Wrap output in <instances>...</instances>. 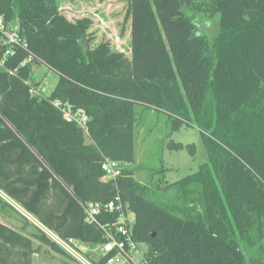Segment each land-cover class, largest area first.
<instances>
[{
	"label": "trees",
	"instance_id": "trees-1",
	"mask_svg": "<svg viewBox=\"0 0 264 264\" xmlns=\"http://www.w3.org/2000/svg\"><path fill=\"white\" fill-rule=\"evenodd\" d=\"M207 11L197 0H128L123 63L109 40L93 44L92 17L72 19L58 0H0V190L38 222L29 232L0 221V264H33L34 239L73 258L43 227L90 248L105 242L82 204L117 194L152 264H264V0H214ZM40 64L59 74L47 96L31 83ZM56 99L86 112V130ZM137 104L167 113L172 132L198 128L209 155L163 186L167 201L127 165ZM105 157L121 162L115 180L103 179ZM7 207L19 212L0 195Z\"/></svg>",
	"mask_w": 264,
	"mask_h": 264
},
{
	"label": "rangeland",
	"instance_id": "rangeland-1",
	"mask_svg": "<svg viewBox=\"0 0 264 264\" xmlns=\"http://www.w3.org/2000/svg\"><path fill=\"white\" fill-rule=\"evenodd\" d=\"M213 1L197 0V5L208 13L207 9L211 7ZM58 4L72 19L92 17L94 20L92 31L93 34L96 33L93 44L109 40L112 47L110 55L116 57L122 53L121 61L123 63L129 61L126 46L130 44V23H124L128 0H58ZM31 24L33 28H39L40 32H46L43 21L38 17H33ZM122 28L127 31L124 37L120 35ZM121 49L126 52H120ZM58 80L59 74L47 65L34 66L31 83L33 85L39 83L41 94L50 95ZM136 110L135 160L127 165L135 168V177L138 181L148 184L149 196L153 200L167 201L172 198V191L169 194L164 193L163 186L185 177L207 162L209 155L206 146L198 128L184 125L172 132V121L167 113L141 105H138ZM172 140L182 142L186 147L172 150L169 144ZM190 145L194 148V154L187 148ZM20 211L27 216L26 219L19 213ZM19 212L8 207L3 211L1 209L0 219L11 226L25 227L32 232L34 227L30 221L37 222L36 219L22 209H19ZM46 231L54 237L49 230ZM34 246L33 264H82L76 258L60 253L37 239H34ZM82 251L88 252L86 248H82ZM89 253L91 257L97 258L98 253L95 249L89 250Z\"/></svg>",
	"mask_w": 264,
	"mask_h": 264
},
{
	"label": "built area",
	"instance_id": "built-area-1",
	"mask_svg": "<svg viewBox=\"0 0 264 264\" xmlns=\"http://www.w3.org/2000/svg\"><path fill=\"white\" fill-rule=\"evenodd\" d=\"M18 41L16 35H9V42ZM54 104L63 112L65 118L77 121L86 130L88 115L83 109L74 110L70 103L59 99H56ZM102 167L103 179L106 181L115 180L122 174V165L118 160L105 157ZM82 206L86 222L100 228L106 241L90 248L76 239L64 240L49 230L54 235L52 238L73 258L82 264H96L95 260L103 256H109L104 264H152L148 246L133 237L132 226L135 213L129 203L123 201L120 194L107 202L91 201L83 203ZM103 215L115 216V218L104 220ZM82 248H86L88 252L95 249L98 253L97 258L86 256Z\"/></svg>",
	"mask_w": 264,
	"mask_h": 264
},
{
	"label": "crops",
	"instance_id": "crops-1",
	"mask_svg": "<svg viewBox=\"0 0 264 264\" xmlns=\"http://www.w3.org/2000/svg\"><path fill=\"white\" fill-rule=\"evenodd\" d=\"M61 9L63 8V7H60ZM118 45V47H120V45H119V43L117 44ZM127 47V52L125 51V50H120V52H122V51H125L127 54H128V56H129V60H130V52H131V49H130V44H128V46H126ZM139 104H137L136 105V108H137V106H138ZM141 106H143V105H141ZM0 195L7 201V202H9L10 204H12L13 206H15L17 209L19 208V209H22L23 211H25L16 201H14L12 198H10L8 195H6L2 190H0ZM19 206V207H18ZM18 209V210H19ZM0 210H1V208H0ZM3 211V210H2ZM26 212V211H25ZM2 213V212H1ZM3 215H4V213H2ZM5 216V215H4ZM0 221H1V219H0ZM2 222V221H1ZM5 223V222H4ZM8 224V223H7ZM10 225V224H9Z\"/></svg>",
	"mask_w": 264,
	"mask_h": 264
}]
</instances>
